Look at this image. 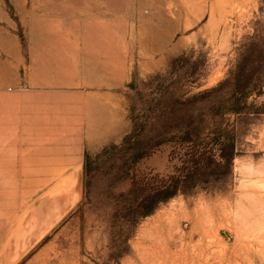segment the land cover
Returning a JSON list of instances; mask_svg holds the SVG:
<instances>
[{"label": "rangeland", "instance_id": "rangeland-1", "mask_svg": "<svg viewBox=\"0 0 264 264\" xmlns=\"http://www.w3.org/2000/svg\"><path fill=\"white\" fill-rule=\"evenodd\" d=\"M189 261L264 264V0H0V264Z\"/></svg>", "mask_w": 264, "mask_h": 264}, {"label": "crops", "instance_id": "crops-1", "mask_svg": "<svg viewBox=\"0 0 264 264\" xmlns=\"http://www.w3.org/2000/svg\"><path fill=\"white\" fill-rule=\"evenodd\" d=\"M57 129L55 128L54 131H56ZM56 136V135H55ZM42 152H37L35 149L31 150L27 153H24L23 155H29L30 158L31 156L33 157V159H36L35 157H37L38 155H42L44 156V159H52L51 157L54 156V159H57V156L59 158H61L62 155V139H61V135L56 136V139H54V141H48L46 145L43 146ZM9 154V153H8ZM9 157V155H7ZM7 159H10L8 158Z\"/></svg>", "mask_w": 264, "mask_h": 264}, {"label": "trees", "instance_id": "trees-1", "mask_svg": "<svg viewBox=\"0 0 264 264\" xmlns=\"http://www.w3.org/2000/svg\"><path fill=\"white\" fill-rule=\"evenodd\" d=\"M164 198H166V197H164V196H160V197H158V198H157V202H160V201L164 200ZM146 213H148V212H145V213H143V214H146Z\"/></svg>", "mask_w": 264, "mask_h": 264}, {"label": "bare ground", "instance_id": "bare-ground-1", "mask_svg": "<svg viewBox=\"0 0 264 264\" xmlns=\"http://www.w3.org/2000/svg\"><path fill=\"white\" fill-rule=\"evenodd\" d=\"M257 171V170H256ZM258 173V172H257ZM186 254V253H185ZM187 255V254H186ZM188 256V255H187ZM184 258H186V257H184ZM187 259H188V257H187ZM186 260V259H185ZM187 261V260H186ZM184 263H185V261H184ZM165 264V263H164ZM189 264H190V261H189Z\"/></svg>", "mask_w": 264, "mask_h": 264}]
</instances>
